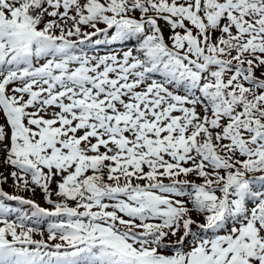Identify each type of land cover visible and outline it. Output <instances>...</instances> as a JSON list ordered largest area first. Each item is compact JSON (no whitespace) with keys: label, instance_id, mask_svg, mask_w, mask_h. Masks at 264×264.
<instances>
[{"label":"snow or ice","instance_id":"1","mask_svg":"<svg viewBox=\"0 0 264 264\" xmlns=\"http://www.w3.org/2000/svg\"><path fill=\"white\" fill-rule=\"evenodd\" d=\"M0 264H264V0H0Z\"/></svg>","mask_w":264,"mask_h":264},{"label":"rangeland","instance_id":"2","mask_svg":"<svg viewBox=\"0 0 264 264\" xmlns=\"http://www.w3.org/2000/svg\"><path fill=\"white\" fill-rule=\"evenodd\" d=\"M37 199H39V195L37 196Z\"/></svg>","mask_w":264,"mask_h":264}]
</instances>
